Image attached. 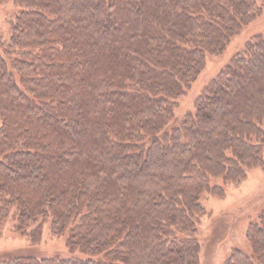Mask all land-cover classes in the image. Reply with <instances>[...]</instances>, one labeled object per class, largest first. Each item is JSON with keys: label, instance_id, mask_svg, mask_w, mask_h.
I'll return each instance as SVG.
<instances>
[{"label": "trees", "instance_id": "obj_1", "mask_svg": "<svg viewBox=\"0 0 264 264\" xmlns=\"http://www.w3.org/2000/svg\"><path fill=\"white\" fill-rule=\"evenodd\" d=\"M6 1V0H0ZM0 45V225H44L89 259L0 264H199L205 195L264 166V33L177 120V100L264 0H14ZM252 252L264 264V210Z\"/></svg>", "mask_w": 264, "mask_h": 264}, {"label": "rangeland", "instance_id": "obj_2", "mask_svg": "<svg viewBox=\"0 0 264 264\" xmlns=\"http://www.w3.org/2000/svg\"><path fill=\"white\" fill-rule=\"evenodd\" d=\"M24 10L14 0L0 1V40H9L10 21ZM263 33L264 9L259 18L232 39L223 54L207 55L205 69L192 83L188 92L177 100L176 119L179 120L193 111L195 101L207 84L248 41ZM0 53H4L1 45ZM215 184L224 187L225 196L220 198L205 195L202 198L205 214L201 216L197 232L201 247L199 264H223L234 249L251 253L252 248L246 237L247 229L264 210V166L249 169L247 178L239 184H225L221 179L216 180ZM15 223L11 218L0 225V260L17 256L91 258L81 251L71 252L67 246V237L55 235L49 222L44 225L38 244H32L29 236L19 234L15 230Z\"/></svg>", "mask_w": 264, "mask_h": 264}]
</instances>
